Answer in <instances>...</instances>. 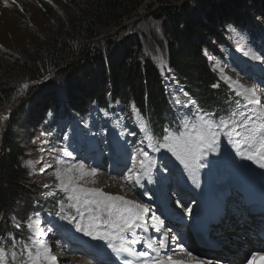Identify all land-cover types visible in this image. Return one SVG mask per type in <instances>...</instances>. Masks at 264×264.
Listing matches in <instances>:
<instances>
[{"label":"trees","instance_id":"1","mask_svg":"<svg viewBox=\"0 0 264 264\" xmlns=\"http://www.w3.org/2000/svg\"><path fill=\"white\" fill-rule=\"evenodd\" d=\"M51 1L65 13L68 24L62 21L60 28L48 29L46 44L39 45L33 55L35 59L31 58L28 62H32L35 70L45 76L56 70V75L61 76L65 84L61 95L52 87L41 90V93L37 92V87L31 89L28 97L30 101L43 104L34 128L37 129L42 123L47 109L55 107L61 102L60 98L65 96L69 103L77 107L82 102L86 105L94 100L106 105L108 98L120 99L125 103L133 101L139 107H145L148 103L151 116L159 118L161 110L165 108L164 90L154 64L145 54V36L138 33L135 26L131 30V27H122V32L128 33L121 38L111 37L108 56L94 43L105 32L109 33L114 27H120L122 22L136 16L145 0H93L87 9H77L79 17L75 20L69 17L71 13L60 0ZM187 1L175 5L177 0H156L159 7L152 12L154 22L160 25L162 34L169 31V38L161 47L165 46L172 69L192 96L205 106L226 111L228 106L224 105L228 93L221 83L218 90L212 89L219 80L208 68L205 49L211 41L219 40L217 24L226 26L232 23L240 28L239 25L257 19L251 16L253 13L249 15L251 17L248 16L253 7L256 15L264 13V1ZM151 5L149 8H152ZM192 7L203 10L202 17L195 15ZM54 13L62 20L58 13ZM261 21L264 23L263 19ZM47 23L51 26L50 21ZM80 49L81 56L77 54ZM15 65L19 69L21 64ZM13 68L16 70V67ZM18 79L0 73V117L10 106L19 104L16 115L12 112L11 118L5 123L0 140V228L8 226L10 216L19 215L20 205L28 197L31 188L29 174L23 166L26 152L20 133L27 98H15ZM80 79L86 89L79 84ZM105 84L109 85L106 92ZM71 87L75 89L72 93ZM57 201L52 198L47 204L56 207ZM30 211H23V218L19 220H24L27 217L24 215L30 214Z\"/></svg>","mask_w":264,"mask_h":264},{"label":"rangeland","instance_id":"2","mask_svg":"<svg viewBox=\"0 0 264 264\" xmlns=\"http://www.w3.org/2000/svg\"><path fill=\"white\" fill-rule=\"evenodd\" d=\"M60 1L61 4L66 7L67 11L71 13L72 17L71 15L69 17L72 20H75L79 17L77 9H87L93 0H74L75 2L72 0ZM185 1L187 0H177L175 5L181 3L184 4ZM150 4H152V8H149ZM158 7L159 4L156 3V0H145L136 16H134L131 20L122 22L120 27H114V29L109 33L105 32L94 42L95 46L102 48L108 56L111 49L109 47L110 40L112 39L111 37L118 36V38H121L128 33L125 31L122 32L124 28L131 27L129 29L131 30L135 26L137 32L141 33L146 38V40H144L146 56L149 57L154 52H162L163 47L161 46L163 45L162 43L169 38V31H165V33L163 32L161 36H157L153 32L155 22L152 12ZM192 8L195 15L202 17L203 10L201 11L194 7ZM252 10L249 11L248 16L253 13L251 15L253 18L264 20L263 12L256 15L254 7ZM54 12L58 13L62 20H59ZM49 21L51 26L47 23ZM62 21L68 24L65 13L54 1L0 0V73L9 74L10 78L19 77L18 99L27 98V104L25 105V109L22 114V129L20 133L22 136L23 147L26 152L23 166L26 168L31 182L30 193L21 203L19 215H16V217L10 216V219L21 218L23 216V211L26 212L27 209L35 207L34 202L40 201L44 203V201H49L52 197H56V195L58 196V193L65 194L64 200H66L67 196L69 197L72 193L64 192L60 189V181L57 180L54 173L58 168L67 169L82 163L79 160H74L76 155L75 148H71L70 151L67 150V146L71 143V138L69 137L75 139V134L72 133L67 138L65 148L63 141L56 137L53 131L48 133L44 130L46 125L54 121L50 116L43 121L41 126L37 129L34 128L33 125L36 122L37 115L41 114V106L43 104L39 101L35 104V101H30L31 99L28 98L31 89L34 87L38 88L37 92H40L43 89L46 90L48 87H52L55 88L59 95H61V90L64 89V79H62L61 76L56 75V70L45 76L39 74L37 70H35L32 62H28L31 58L32 60L35 59L33 55L36 48L39 45L41 46L46 44L45 36L48 29L51 27H54V29L60 28L62 26ZM65 27H67V25ZM217 29L218 31L216 30V32L219 40L216 42L211 41L205 49V57L208 60L209 70L215 74L216 78L218 77L219 80L226 83L229 87L233 86L238 91H242V89L239 88L236 81H239L240 84H243L246 87L255 85L261 98V104L264 105V82L262 83L264 79V61H254L251 59L250 55H244L245 52H249L264 57V43L260 40H250L243 30L237 28V26L232 23L226 26L223 24H217ZM225 38H227L230 45H232L231 49L227 48L228 46L222 47L220 40ZM157 39L160 40V43ZM152 51L154 52L152 53ZM220 53L221 55H219ZM77 54H80L79 56L82 55L81 49ZM15 64H21L20 68L18 69L19 66ZM247 66L248 69L244 71L243 68ZM13 67H16V70H14ZM227 77H231V79L229 80ZM78 81L80 85L83 87L85 86L82 79ZM24 85H27V88H25ZM108 87V84L104 85L105 92L108 90ZM84 89H86V86ZM74 90L75 89H72L71 87V93ZM60 101H63L62 97L60 98ZM18 105L19 104L16 103L11 108L4 111L2 119L3 123L10 111L11 114L13 112V114L16 115ZM58 123L62 124L63 121H58ZM236 148L241 149L238 152L237 161L242 162L245 154L241 155V153H244L243 150L246 147L244 148L243 144L237 143ZM65 152L71 153V155H65ZM204 152L207 154L209 160L217 163V155L213 154L208 148H205ZM60 160H64L66 163L61 165L58 163ZM28 161L33 162L31 167L28 166ZM85 168L91 170L89 166L87 167L85 165ZM95 170V177L85 176L84 179L78 181L80 187L87 189H99L108 195L121 196L126 200H130L129 198L131 197L129 190L121 183V179L116 176L105 175L104 171L99 169ZM72 175L78 177L80 174L79 172L74 171ZM130 192H133L132 188H130ZM58 205L63 207L66 205L65 201H63V197H61ZM26 216L28 217L24 222H28V227L30 224L32 225L31 228L34 227V230H32V244L29 245V247H33L34 241L40 240L51 248V254L57 258V264H73L75 259L79 260L77 264H91L84 255H78L76 253L73 254L71 250L68 252L65 248L64 250L59 248L58 243L61 240H56L48 234L47 228L40 224V221L38 220L39 217L37 215L25 214L24 217ZM47 218L48 217H45V219ZM239 226L244 228L245 225L242 224ZM41 231L43 232V235H39ZM101 233L103 232L101 231ZM0 248H2L1 245ZM61 256H68V258L62 259ZM6 264H8V261Z\"/></svg>","mask_w":264,"mask_h":264},{"label":"snow or ice","instance_id":"3","mask_svg":"<svg viewBox=\"0 0 264 264\" xmlns=\"http://www.w3.org/2000/svg\"><path fill=\"white\" fill-rule=\"evenodd\" d=\"M51 2V0H49ZM244 55L251 56V59L254 61H264V57L257 55L255 53L245 52ZM231 79V77H227ZM236 84L239 86L242 91H237V95L241 96L245 101L243 107L248 108L249 106H257L251 109L254 119L261 121L260 124L255 127H249L247 124H237L235 120L221 121L220 125H213L210 121H206L205 124L207 128L205 130H195V136L189 137L191 141V148L188 149L189 154L193 159H196L198 155H203V149L208 148L215 150L214 145L216 133L212 130L214 127H224L229 128V124L232 125V131H235L236 127H243L246 129L245 134L242 136L240 141L241 144L252 146L253 144L258 145V149L254 152H250L246 155V159L253 160L259 159L264 160V105L261 104V98L258 94L257 88L255 85L251 87H246L243 84H240L239 81H236ZM27 88V85H24ZM229 136L232 135L230 131ZM168 139V138H166ZM187 144L188 141H185ZM163 147L168 148L170 151L175 152V145L173 144H164ZM143 159L139 161V169L133 168L132 172L127 177L130 183L134 182L135 184H140L141 180L148 176L147 169L151 167V160L149 154L143 149L140 150ZM65 155L70 156L71 153L65 152ZM244 155V153H241ZM178 158H181L178 155ZM59 164L63 165L66 162L64 160L58 161ZM182 163L186 161L182 159ZM28 166L33 165L32 161L27 162ZM203 165H198L202 167ZM261 167H264V163H261ZM76 171L79 172V176H73L72 173ZM57 180L60 181V189L64 192H71L72 194L68 197L69 200L73 201L70 205L73 208H76L77 212H80L81 207L86 211L92 213L89 217L88 224L85 227L84 225L78 226V230L85 232L88 236H93L94 238H114V239H124L126 234H130L133 230L140 228L141 223H145V216L148 214L149 209L144 207L141 204H137L134 201L126 200L121 196H111L99 189H87L80 187L78 181L84 179L85 176H96V170H88L85 168L84 164H77L74 167L67 169H57L54 173ZM150 179V177H149ZM194 182L199 186L198 181L194 177ZM152 219H157L154 215ZM32 225L30 224L29 227ZM104 229V232L101 233L100 229ZM159 231V229H157ZM39 235H43L41 231ZM167 237L164 240L159 242L160 247L154 248L153 250L159 252L160 249L165 248ZM131 243H137L136 240H132ZM109 247L112 248V251L116 254H119L123 251H129V249L124 247H116L113 244H109ZM152 247V245H148ZM20 254L26 256L21 264H57V258L51 254V248L47 246L43 241L36 240L33 242V247L25 244L21 249ZM7 253L3 248H0V264H6ZM139 256H147V252L138 253ZM17 253L12 252L11 257L13 261L16 260ZM258 258V257H254ZM124 264H133L131 260H125ZM143 264H153L150 261H144ZM154 264H183L182 261L173 260L172 257H167L166 260H157ZM198 264H203V262H198Z\"/></svg>","mask_w":264,"mask_h":264},{"label":"bare ground","instance_id":"4","mask_svg":"<svg viewBox=\"0 0 264 264\" xmlns=\"http://www.w3.org/2000/svg\"><path fill=\"white\" fill-rule=\"evenodd\" d=\"M258 149V145L254 144L251 147H249L248 150V154L250 152H254ZM76 160V159H74ZM261 163H264V160H259V159H253V160H246L244 164H247V168H249V170L251 171V173L254 175H257L259 177H263V182H264V167H261ZM85 164V162H84ZM101 164V163H100ZM87 166V165H86ZM64 167V166H63ZM223 165L220 164L218 169L222 170ZM221 183H224L225 185H229L231 184V181L227 178L221 179L220 180ZM162 183H158V187H159V192H160V197H163L164 195H166L169 191V193H171L172 196V202H171V206L174 209V212L177 214H185L188 218L192 217L193 215V204H192V198L193 196L191 194H186L184 195L185 199H189L186 201H181L178 197V193L176 192V189H173V186L169 185L167 187V189L161 187ZM264 185V184H263ZM214 186L217 188V182L214 184ZM132 188V197L129 198L131 201H135V203L137 204H141L144 207L149 209L148 214L145 216V223H141V227L137 228L135 230H133L132 233L130 234H126L124 239H112L111 237L109 238H104V241L107 243V245L109 246V244H113L116 247L118 246V244L121 245H135L134 248L138 249L139 251H147L148 250V245H152V249L154 248H159V242L160 237L162 235H155L152 236V241H149V238L147 236V234L143 231V227L145 225H148L151 229L153 230H157L159 229V226L161 223H165L166 225L171 226L172 225V221L168 220V219H164L162 217V213L164 211H167L168 208L167 207H163L160 202H159V198L158 196H156V194L152 193L153 191V186L148 182V180L146 179H142L141 183L139 184V187H131ZM124 196V195H123ZM127 198V197H126ZM155 216L157 219H152V216ZM242 220V219H241ZM245 225L244 223L239 222V220L236 218V214H233V217L230 218L229 223H228V228L232 227V229H234V231L231 232H227L224 234L225 236H227V238L225 239L226 242V246H225V251L227 253V256H231L233 259L235 260H239L242 257V254L244 253V248H247V244H248V239L245 236V227L241 228L239 225ZM226 224L223 223V227H225ZM224 232V230H223ZM49 234L52 236L53 233L49 232ZM137 238L140 240V242L138 244H133L131 243V241ZM59 240V239H58ZM59 243H61V241H59ZM76 245H80V243H76ZM90 245L95 249L96 252L99 253V256L97 258H95L94 255H87L85 258L88 259V261H90L91 264H112V258L111 255L109 254V252L105 249V247L102 246L101 243L96 242V241H92L90 243ZM181 245V244H179ZM66 250L70 251L71 248L68 247H64ZM111 248V247H109ZM163 249V248H162ZM161 250V249H160ZM76 254L79 255V252H75ZM153 254L155 256H159V258L161 260H164L163 258H165L164 255H162V253L156 252L153 250ZM62 259H67L68 256H61ZM193 258L196 259H207L209 258L208 255L206 254H195L194 256H192ZM177 258V257H176ZM174 258V259H176ZM231 258V260H232ZM250 258V257H249ZM79 262L78 259H75L73 264H77ZM249 264H252L251 262H249Z\"/></svg>","mask_w":264,"mask_h":264}]
</instances>
